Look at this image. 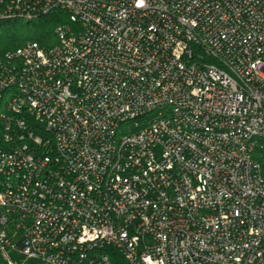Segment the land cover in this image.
<instances>
[{
  "label": "built area",
  "instance_id": "2783aa9c",
  "mask_svg": "<svg viewBox=\"0 0 264 264\" xmlns=\"http://www.w3.org/2000/svg\"><path fill=\"white\" fill-rule=\"evenodd\" d=\"M55 11V43L0 58L2 260L264 264V0H0V23Z\"/></svg>",
  "mask_w": 264,
  "mask_h": 264
},
{
  "label": "trees",
  "instance_id": "16d2710c",
  "mask_svg": "<svg viewBox=\"0 0 264 264\" xmlns=\"http://www.w3.org/2000/svg\"><path fill=\"white\" fill-rule=\"evenodd\" d=\"M67 21H68V16L66 13L62 11H55L49 14L48 16H45L38 20L27 23V24L36 23L37 26L39 27V31L36 33L35 38L32 41H36L43 46L49 44L51 41L55 40L54 33H55L56 28L62 23H67ZM4 23H7V22H4ZM4 23H0V25ZM22 42L24 43L25 41H20L19 42L20 46L18 45L16 48L21 47V45L23 44ZM9 49L2 50L0 48V58L4 56L5 54L4 51L9 50ZM112 259H113L114 264H126L122 260V258L118 256V254L113 253ZM0 264H6V262H4L1 257H0Z\"/></svg>",
  "mask_w": 264,
  "mask_h": 264
},
{
  "label": "rangeland",
  "instance_id": "374dc122",
  "mask_svg": "<svg viewBox=\"0 0 264 264\" xmlns=\"http://www.w3.org/2000/svg\"><path fill=\"white\" fill-rule=\"evenodd\" d=\"M38 31H39V27L37 26L36 23L33 24H27L24 22L4 23L0 25V48L2 50L10 48L9 50L4 51L5 53L14 50L19 45L20 41H25L24 43L22 42L23 44H25L28 41H32L35 38V35ZM55 42H56V37L55 40L51 41L49 44H53Z\"/></svg>",
  "mask_w": 264,
  "mask_h": 264
}]
</instances>
